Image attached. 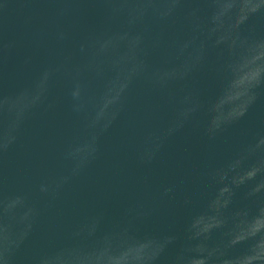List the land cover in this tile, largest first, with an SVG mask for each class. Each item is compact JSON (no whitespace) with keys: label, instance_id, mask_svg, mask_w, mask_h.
<instances>
[{"label":"water","instance_id":"obj_1","mask_svg":"<svg viewBox=\"0 0 264 264\" xmlns=\"http://www.w3.org/2000/svg\"><path fill=\"white\" fill-rule=\"evenodd\" d=\"M166 236L264 264V0H0V264Z\"/></svg>","mask_w":264,"mask_h":264},{"label":"clouds","instance_id":"obj_2","mask_svg":"<svg viewBox=\"0 0 264 264\" xmlns=\"http://www.w3.org/2000/svg\"><path fill=\"white\" fill-rule=\"evenodd\" d=\"M243 115V114H242ZM176 242V237L173 236H166L163 238L159 249L157 251V253L155 254L153 260L156 262V264H158V262L160 261L161 257L165 254L167 248L170 245H173ZM180 261V252L177 253V256L175 258H173L172 264H178V262Z\"/></svg>","mask_w":264,"mask_h":264}]
</instances>
